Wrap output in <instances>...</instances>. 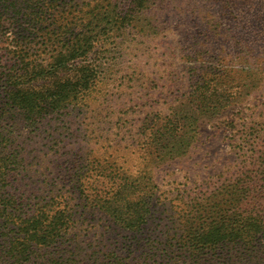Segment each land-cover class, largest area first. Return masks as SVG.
<instances>
[{
	"label": "rangeland",
	"instance_id": "374dc122",
	"mask_svg": "<svg viewBox=\"0 0 264 264\" xmlns=\"http://www.w3.org/2000/svg\"><path fill=\"white\" fill-rule=\"evenodd\" d=\"M75 1L84 10L65 21L75 32L90 33L89 5L111 20H99L92 34L96 81L37 119L1 118L0 140L18 155L14 188L69 212L60 253L72 264L104 253H115L116 264H201L176 245L183 196L233 174L252 129L264 139V0ZM216 105L217 114L207 113ZM170 134L191 145L161 161L154 146ZM125 198L135 203L129 210L148 208L140 229L103 209Z\"/></svg>",
	"mask_w": 264,
	"mask_h": 264
},
{
	"label": "trees",
	"instance_id": "16d2710c",
	"mask_svg": "<svg viewBox=\"0 0 264 264\" xmlns=\"http://www.w3.org/2000/svg\"><path fill=\"white\" fill-rule=\"evenodd\" d=\"M79 7L75 0H0V139L1 118L19 113L37 119L77 100L94 85L97 69L88 61L92 34L99 20H111L108 11L99 17L89 5L85 28L90 33L75 32L72 19L65 21L70 12L84 10ZM219 110L216 105L207 113ZM156 134L150 135L151 145L159 140ZM169 136L165 145L154 146L161 161L184 155L191 145L188 136ZM245 142V159L233 174L210 191L183 196L188 209L176 245L195 262L264 264L260 129H252ZM17 162L15 148L0 140V264H72L60 253L73 223L69 212L54 201L18 193L13 185ZM120 197L118 193L115 201ZM115 201L109 205L110 199L103 209L124 227L140 229L148 208L129 210L126 206L135 203L125 198L115 206ZM125 208L133 212L125 213ZM114 256L104 253L87 264H116Z\"/></svg>",
	"mask_w": 264,
	"mask_h": 264
}]
</instances>
